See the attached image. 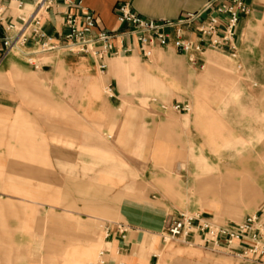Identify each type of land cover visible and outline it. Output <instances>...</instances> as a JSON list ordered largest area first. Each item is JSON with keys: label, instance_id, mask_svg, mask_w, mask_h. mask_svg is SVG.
<instances>
[{"label": "rangeland", "instance_id": "1", "mask_svg": "<svg viewBox=\"0 0 264 264\" xmlns=\"http://www.w3.org/2000/svg\"><path fill=\"white\" fill-rule=\"evenodd\" d=\"M234 47L193 62L179 53L115 56L109 74L68 54L41 55L39 75L14 61L25 69L8 77L18 104L0 118V206L14 247L8 262L0 250V264H44V242L58 238L77 250L91 241V257L70 264H95L119 203L138 199L149 180L152 196L176 211L154 238L171 257H182L175 249L184 240L161 236L178 215L217 227L264 216V14L240 24ZM132 58L154 85L114 76L115 62ZM176 104L189 111L174 112Z\"/></svg>", "mask_w": 264, "mask_h": 264}, {"label": "crops", "instance_id": "2", "mask_svg": "<svg viewBox=\"0 0 264 264\" xmlns=\"http://www.w3.org/2000/svg\"><path fill=\"white\" fill-rule=\"evenodd\" d=\"M39 0H0V8L3 11L0 14V118H8L13 116L18 104L9 93V78L10 75L25 73V69L21 66L15 65L14 61L24 62L26 68H29L36 74H40L41 68L44 66L39 64L42 57L39 54H34L37 50V45L31 39L27 41L22 51L28 56L18 55V57L8 56L1 59L2 55V39L4 36L3 28L8 24L20 25L21 20L27 19L29 16L38 12L37 3ZM210 0H83L82 4L85 8L94 13L97 18V27L94 32L106 31L108 33L115 32L118 28L115 16V7L118 3H126L132 13L139 15L142 18L153 21H176L186 14H194L200 11L206 3ZM228 0H221L222 3H227ZM77 3V0H47V3L39 11L40 30L54 39H58L65 34L64 17L66 14L77 15L78 10L72 6ZM249 12L247 15L242 16L238 27L245 19H253L258 15L264 14V0H245ZM237 27V28H238ZM127 30V27L121 28L119 32L115 33L113 40L114 51H118L119 55L121 50L130 48L132 53H137L138 47L136 43L126 36L119 34ZM29 31L27 32V34ZM237 34V30H236ZM183 39L192 44L202 45L204 53L213 51L207 49V39L195 31H185ZM220 53L228 51L225 46L222 49L216 50ZM129 53V54H132ZM178 52L172 45L166 48H154L152 55L156 58L165 55L171 57H178ZM55 56L56 54H45ZM58 57V56H57ZM112 58L108 56L105 59L107 65V73H110V64ZM92 68L96 66L90 59H86ZM164 67L168 74L175 73V68L164 60ZM97 70V69H96ZM31 71V72H32ZM28 72V71H27ZM133 73L135 78L139 79L142 87L154 85L155 78L142 69L136 60L128 59L126 62L118 60L113 66V74L115 77ZM43 74V72H42ZM108 97V101L110 102ZM128 113L125 118L128 119ZM151 176V174H148ZM242 179L238 188L242 193L240 186H242ZM151 180L141 182L140 186H144L138 195V199L124 198L119 203L116 210L117 222L107 223L102 235L104 248L108 250V263L107 264H264L263 255H252L248 251V245H232L230 247L213 248L211 246L203 245L197 237H190L175 249V253L182 257H171L170 252L164 253L163 248L160 249V242L154 241L162 233L167 219L176 214L161 203L159 200L152 196V191L148 186H152ZM217 190L226 192L224 183L219 181ZM243 195V193H242ZM6 210L0 206V250L3 252V261L8 262L10 259L11 249L14 247L13 236L5 229L2 223V218ZM13 212L9 211L11 215ZM118 224L127 227L125 239L121 241L116 234V227ZM57 231H64L62 226L57 227ZM61 238L56 241L47 240L44 242L45 253L41 256V263L44 264H70L73 261H80L88 259L93 253V244L88 241L87 244L80 250H77L71 241L62 242ZM201 244V245H200ZM186 246V247H185ZM160 250V251H159ZM209 250L212 253L205 252ZM157 256L155 255V252ZM214 256L217 258L215 259ZM47 260V261H46Z\"/></svg>", "mask_w": 264, "mask_h": 264}, {"label": "built area", "instance_id": "3", "mask_svg": "<svg viewBox=\"0 0 264 264\" xmlns=\"http://www.w3.org/2000/svg\"><path fill=\"white\" fill-rule=\"evenodd\" d=\"M63 1L69 2V0ZM82 1L77 0L72 6L78 10L77 15H65V34L54 39L40 30L39 11L47 0H39L36 14L21 20L20 25L8 23L3 28L1 59L14 52L28 56L29 54H24L22 49L31 39L37 45L34 54H68L85 57L93 62L99 73L103 74L107 71L105 59L108 56L119 55L118 51H114L115 33L127 27V30L119 35L132 39L142 58L149 59L154 48H166L172 45L179 54L188 56L189 61L193 62L194 57L203 54L204 47L185 41L183 39L185 31H195L201 38L207 39V49L219 50L227 46L228 51L232 52L235 51L234 39L240 19L249 12L245 0H228L227 3L210 0L197 13L186 14L176 21H153L132 13L126 3H118L115 7L118 28L115 32L108 33L94 32L97 18L93 12L83 6ZM2 12L0 8V14ZM120 53L129 54L132 50L125 48ZM172 110L177 113L189 111L188 106L183 104H176ZM126 232L124 227L120 225L116 227V234L121 241L125 239ZM190 237H197L203 245L213 248L248 245L249 253L261 256L264 254V216L253 215L233 226L217 227L200 219L199 216L181 214L169 221L161 236L163 243L178 239L186 240ZM108 254V250L103 248L95 264H107Z\"/></svg>", "mask_w": 264, "mask_h": 264}, {"label": "bare ground", "instance_id": "4", "mask_svg": "<svg viewBox=\"0 0 264 264\" xmlns=\"http://www.w3.org/2000/svg\"><path fill=\"white\" fill-rule=\"evenodd\" d=\"M247 189H248V188H247V187H245V189H244L243 193L247 192ZM46 261H47V260H46Z\"/></svg>", "mask_w": 264, "mask_h": 264}]
</instances>
